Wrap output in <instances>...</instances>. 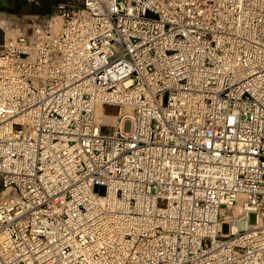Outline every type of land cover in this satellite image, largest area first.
I'll return each instance as SVG.
<instances>
[{"label": "built area", "instance_id": "built-area-1", "mask_svg": "<svg viewBox=\"0 0 264 264\" xmlns=\"http://www.w3.org/2000/svg\"><path fill=\"white\" fill-rule=\"evenodd\" d=\"M0 35V264H264V0H67Z\"/></svg>", "mask_w": 264, "mask_h": 264}, {"label": "rangeland", "instance_id": "rangeland-1", "mask_svg": "<svg viewBox=\"0 0 264 264\" xmlns=\"http://www.w3.org/2000/svg\"><path fill=\"white\" fill-rule=\"evenodd\" d=\"M67 0H27V5L31 7L29 13H12L16 15L23 16L24 18L35 19L41 18L43 16H47L52 14L55 11V8L58 3L66 2ZM124 1V0H118ZM3 13V12H1ZM3 42V36L0 35V43ZM113 129L107 128L106 134H112Z\"/></svg>", "mask_w": 264, "mask_h": 264}, {"label": "crops", "instance_id": "crops-1", "mask_svg": "<svg viewBox=\"0 0 264 264\" xmlns=\"http://www.w3.org/2000/svg\"><path fill=\"white\" fill-rule=\"evenodd\" d=\"M27 0H0V12L3 13H29L31 7L27 5Z\"/></svg>", "mask_w": 264, "mask_h": 264}, {"label": "bare ground", "instance_id": "bare-ground-1", "mask_svg": "<svg viewBox=\"0 0 264 264\" xmlns=\"http://www.w3.org/2000/svg\"><path fill=\"white\" fill-rule=\"evenodd\" d=\"M10 34L12 35V34H14V32H10ZM101 111H102V108L100 107L98 109V116H97L98 119L100 118L99 121L101 120V117H100Z\"/></svg>", "mask_w": 264, "mask_h": 264}]
</instances>
